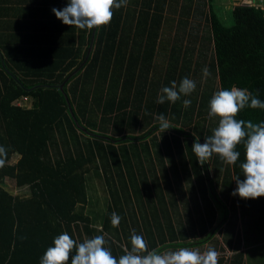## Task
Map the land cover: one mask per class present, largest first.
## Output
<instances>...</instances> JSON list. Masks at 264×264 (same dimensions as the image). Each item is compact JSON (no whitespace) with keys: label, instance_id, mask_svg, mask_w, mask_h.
I'll return each instance as SVG.
<instances>
[{"label":"trees","instance_id":"1","mask_svg":"<svg viewBox=\"0 0 264 264\" xmlns=\"http://www.w3.org/2000/svg\"><path fill=\"white\" fill-rule=\"evenodd\" d=\"M169 2L173 0H144L139 11L143 13V20L135 23L136 19L132 21L131 18L138 14L136 6L114 9L110 24L95 35L93 56L76 75L83 73L82 77H71L73 65L58 67L57 61L42 66L39 72L37 67L28 68L31 61L26 60L23 63L5 61L3 68L0 66V146L7 149L5 164L0 167V264H39L54 238L63 232H68L78 243L104 235L105 247L110 248L115 257L124 254L122 246L129 245L133 232L128 233L129 238L120 241V233L130 226V217L124 214L126 208L118 195V186L115 191L111 188V194L104 190L96 193L95 199H101V209L91 204L88 184L96 176L105 180L108 187L117 184L118 177L104 164L105 156L109 155L110 148L113 156L114 152L115 156L129 155V149L115 150L109 146L105 149L104 139L125 143V140L136 141L151 136L159 128L157 123L148 130L150 120L158 121L152 113H162L166 117L169 110V102L158 104L155 96L171 79L179 85L190 68L197 69L198 65L191 67L190 61L182 67L184 59L180 62V47L172 46L170 52L173 56L168 62L167 72L161 74L168 78L166 83L163 87H156L158 92L155 90V96L152 95L154 89L144 88L151 78L159 74L155 73L154 62L160 46L169 44L161 42V29L166 21ZM183 2L187 5L181 7L180 15L188 17L193 11V0ZM211 3L212 0H206L214 52L211 67L215 70L219 90L233 86L247 88L254 95L258 93V98L264 101V10L260 7H236L233 10L234 26L227 28L213 13ZM136 29L143 31L140 33ZM93 31L86 30L87 38L82 44L85 43L87 48L82 62L76 63L78 67L86 59ZM184 58L188 55L185 54ZM14 66L17 71H22L24 79L16 76ZM179 68L182 70L177 71ZM6 72H10L14 79L6 78ZM29 77L34 79H27ZM133 88L139 90L142 97L138 95L133 99L131 92L126 90ZM146 90H151L150 95ZM20 99H30L33 106L16 105ZM183 100L185 97L181 96L180 100L172 103L175 117L182 115ZM208 101L206 99V107ZM186 114L184 111L183 115ZM236 118L253 124L264 122V109L245 108ZM97 124L112 126L120 136L109 137L106 131L98 132L102 129H98ZM137 128H145V134L134 135ZM212 132H208L207 137ZM236 150L240 152V158L234 166L226 169V165L216 157L215 177L203 173L213 194L219 188L222 191L216 195L219 215L210 201L205 203L204 226L207 227H203L201 233H206L209 228L217 232L219 226L214 225L218 217L222 221L221 227L228 221L229 207L224 200L231 195L240 215L241 238L237 249L236 239L230 246L236 253L229 264H244L247 260L252 264H264V197L244 200L232 195L236 189L234 179H244L240 168L244 162L243 143L237 145ZM13 156L18 159L10 164ZM5 178L14 180L18 188L27 187L29 197L18 198L5 191ZM162 201H166L165 198ZM166 206L161 203L155 213H146L145 218L152 219L157 227L149 230L147 235L143 234L149 250L169 251L171 246L182 248L173 244L179 242L170 241L184 239L178 236L173 220L164 211ZM172 209L173 213L178 211L176 206ZM113 212L121 217L118 227L111 223ZM240 245L246 250L243 251ZM185 247L194 249L195 246L190 243Z\"/></svg>","mask_w":264,"mask_h":264},{"label":"crops","instance_id":"2","mask_svg":"<svg viewBox=\"0 0 264 264\" xmlns=\"http://www.w3.org/2000/svg\"><path fill=\"white\" fill-rule=\"evenodd\" d=\"M67 2L68 0H0V66L3 68L2 63L5 61L23 63L26 60L27 62L31 61L28 68L36 69L37 67L39 72L38 69L42 66L57 61L58 67L73 65L71 69L74 71L71 77H75L86 66L90 57L93 56L96 40L93 45L89 46L86 59L78 67L76 63L82 62L87 48L85 43L82 44V41L87 38L86 30L64 25L52 12L53 8L63 9ZM143 3L144 0H128L127 5L124 6H136L138 14L131 18L132 21L136 19L134 23L143 20V13H139ZM178 3L181 6L184 2L183 0H173V2H169V8H171V4ZM258 4L264 10L262 0H259ZM235 8L236 6L233 4V9ZM166 14L165 19L167 21ZM164 27L165 24L161 29V36L165 30ZM136 30L140 33L143 31L142 29ZM133 31H135V28ZM145 35L147 36L146 33ZM14 69L16 76L24 79L22 71H17L15 66ZM161 74L159 72L155 78H163ZM5 75L8 79H14L10 72H6ZM82 76H84L83 73L76 76V78ZM95 77L96 75L93 76V78ZM27 79L34 78L29 77ZM152 82L151 78L144 88L152 90ZM126 90L131 92L133 99H136L138 95L142 97L141 92L139 90L135 91V88L131 91ZM151 90H146L147 95H150ZM147 95H145V99ZM152 95L155 96V91H152ZM21 100L14 103L20 105L18 102ZM31 106H33V101L26 108H31ZM150 121L151 125L148 126V130L155 127V119ZM168 122L170 129L161 132L158 128L156 132L154 130L151 133L152 135L145 139L125 140V143L112 142L114 140L109 141L106 139L103 141L105 149H108V146L109 148L114 147L115 150L124 147L129 149V155L126 154L128 156H115V152L113 156L110 148L109 155H106L104 160L105 166L114 171L115 177H118L117 184L112 187L107 186L104 191L111 194V188L115 191L118 186V195L126 208L124 214L130 217V226L126 228V231L120 233L122 234L120 241H124L125 237L129 238L128 233L131 231H135L136 234L147 235L149 230H155L157 227L153 224V220L145 217H147L146 213H155L161 203L168 206V210H166L167 206L166 209L164 207L162 209L169 213V218L173 220L176 229H191V236H188L190 233L186 232L183 238L186 244L194 243L195 246L197 241L192 240L204 238L206 233L211 230L209 228L206 233H201L202 228L207 227L204 226L205 203H207V200L210 201L213 208L217 210L216 195H220L222 190L219 188L213 194L209 182H206L203 177V173L206 172L209 176L215 177V160L218 156L214 154L206 164L199 165L191 149L196 139L200 143H204L208 135L206 128L189 124L182 126L180 122H172L171 120H168ZM178 126L184 129L187 138L184 136L180 138L181 134L178 132ZM96 127L102 129L98 132L106 131L105 134H109V137L114 136L117 138L120 136L112 126L97 124ZM143 131H145V128L134 135L142 136ZM164 198L166 201L163 202L162 199ZM172 206H176L178 210L176 213H173ZM217 212L219 215V210ZM218 219L214 226L218 225L220 218L218 217ZM133 220L135 221L133 222ZM196 229H198V233ZM170 241L179 242L180 240L170 239Z\"/></svg>","mask_w":264,"mask_h":264},{"label":"clouds","instance_id":"3","mask_svg":"<svg viewBox=\"0 0 264 264\" xmlns=\"http://www.w3.org/2000/svg\"><path fill=\"white\" fill-rule=\"evenodd\" d=\"M128 0H68L63 9L53 8L55 17L64 25L97 31L110 24L114 9L127 5ZM203 76L210 75L207 67L202 69ZM196 89V82L188 77L176 81L170 87L160 89L158 104L166 101L176 103L181 96H189ZM191 100L185 99L183 107L188 108ZM245 108L264 109V101L247 88L222 89L213 94L208 105V118L218 120V126L212 134L200 143L198 139L192 145V152L199 165L203 166L215 154L226 165L234 166L240 158L237 145H244V162L240 165L244 179L234 180L236 189L232 193L240 199L264 197V122L253 124L251 121L238 120L236 117ZM161 132L170 129V124L161 113L157 116ZM7 157V149L0 146V167ZM121 217L113 212L111 223L118 227ZM104 235H96L77 242L68 232L54 238L51 247L44 252L39 264H218L219 253L209 247L201 252L199 249L179 248L175 251L148 249L143 235L131 234L129 245H124V254L115 257L110 248L105 247ZM75 251V255H72Z\"/></svg>","mask_w":264,"mask_h":264},{"label":"rangeland","instance_id":"4","mask_svg":"<svg viewBox=\"0 0 264 264\" xmlns=\"http://www.w3.org/2000/svg\"><path fill=\"white\" fill-rule=\"evenodd\" d=\"M193 2V11L189 14L188 17H186L185 15H180L179 17L180 9L183 5H187L186 2L185 4L182 3L181 6L180 3L179 5L171 4V8L168 9V13L166 14L168 20L165 21V30L163 31V34L161 36V42H169V44L161 45L159 48V51L157 53L158 58L156 57L154 62L155 73L158 74L159 72H161L164 74L165 72H167L168 62L170 61L171 56H173V53L170 52L171 50H169V47L172 46L180 47V49H178L180 50V62L184 59L181 63L182 67L184 66L186 61H190L191 67L198 65L197 69L190 68L188 73L184 75V77H188L196 82V89L194 92H192L189 96L182 95L183 98L185 97V99L191 100V105L188 108H184L182 103V115L180 117H175L176 113L175 111H172V103L169 102V110L165 118L167 120H171L172 122H180L182 126H186L188 124L196 125V127H203L206 128L208 132H212L213 129L218 126V120L215 118H208V107H206V99L210 101L213 94L219 91V85L215 70L211 67V64L214 60V52L211 43L210 28L207 20L208 8L206 0H193ZM262 3V5L264 6V0H262ZM233 4L234 3L232 0H212V3L210 4L213 13L221 20L222 24H224L227 28H232L234 26ZM185 54L188 55V58H184ZM205 67H207L210 72V75L206 78L203 76L202 73V69H204ZM181 70L182 69L179 68L177 71ZM167 79L168 78H152L153 82L151 83V85L154 91L156 90V87L158 85L163 87ZM172 81L174 80L171 79L168 85L166 84V87H170ZM157 92L158 91L156 90V93ZM157 97L158 95L155 96V99H157ZM18 103L22 107H29L31 105V101L29 99L24 101L21 100ZM184 111H187L186 116L183 115ZM157 116L158 113L156 115L152 113V117L157 118ZM155 124L157 123L155 122ZM177 129L181 134L180 138H183V136L187 138V134H185L183 128H180V126H178ZM139 132L140 128L137 130V134ZM144 132H146V129L141 133V135H143ZM17 159V156H13L9 163L14 164ZM229 166L230 165H226V169H228ZM3 184L4 190L12 196L18 198L29 197L28 188L16 187L14 180L5 178L3 180ZM88 187L90 188H88L89 191L87 194L91 199L90 201H92L91 204L95 205V207H100L99 205H101V199H95V197L97 196L96 193H99L102 190H106L107 185L105 183V180L103 181L100 178H97L96 176V179L92 183L90 182L88 184ZM224 201L229 207V209L227 208V214L229 217L228 221L224 224V227L220 226L222 223L220 219V221L218 222L219 227L217 232L214 233L212 229L206 233L204 238H201L200 240H192L199 242L197 244L195 243L196 248L194 249H199L201 252L207 250L209 247L214 248L219 253L218 264H229L230 258L235 256L234 254L236 253V251L230 246H232L233 242L236 239L237 242L235 244V249H237L239 238H241L240 215L237 209L235 208L234 198L230 195L228 199H225ZM222 216H224V214H222ZM233 224H235L236 227H234ZM197 230L198 229H196V232L198 233ZM176 232L178 236L183 239L185 233H190L191 229L179 228L176 230ZM188 236H191V233L188 234ZM184 243L185 242L181 240L179 241V243L173 244L178 245L177 247H184L186 245ZM174 247L175 246H171L169 251H175L179 249H175ZM227 247H229L230 249ZM240 248H242L243 251L246 250V248L242 247V245H240ZM244 264L252 263L250 260H247Z\"/></svg>","mask_w":264,"mask_h":264},{"label":"built area","instance_id":"5","mask_svg":"<svg viewBox=\"0 0 264 264\" xmlns=\"http://www.w3.org/2000/svg\"><path fill=\"white\" fill-rule=\"evenodd\" d=\"M236 7L259 8V0H233Z\"/></svg>","mask_w":264,"mask_h":264},{"label":"water","instance_id":"6","mask_svg":"<svg viewBox=\"0 0 264 264\" xmlns=\"http://www.w3.org/2000/svg\"><path fill=\"white\" fill-rule=\"evenodd\" d=\"M95 35H96V29H95V32H94V34H93V39H92V44H91V45L94 44V41H95Z\"/></svg>","mask_w":264,"mask_h":264}]
</instances>
